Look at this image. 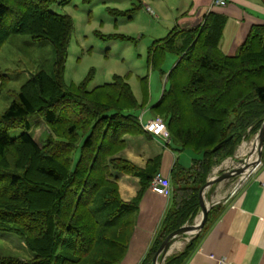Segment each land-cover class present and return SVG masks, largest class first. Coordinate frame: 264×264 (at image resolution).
<instances>
[{"label": "trees", "instance_id": "16d2710c", "mask_svg": "<svg viewBox=\"0 0 264 264\" xmlns=\"http://www.w3.org/2000/svg\"><path fill=\"white\" fill-rule=\"evenodd\" d=\"M55 1L0 0V50L11 36L28 35L50 42L55 56L52 73L34 74L12 91L13 101L0 113V232L16 234L33 256L0 257V264H121L139 204L161 168L159 156L144 168L119 156L126 135H150L134 112L149 102V80H139L141 101L118 74L89 87L91 70L79 83L67 84L72 20L49 9ZM226 22L208 12L200 25L175 26L147 49L148 67L160 72L166 54L176 56L150 110L166 123L167 146L196 157L188 167L174 162L172 202L141 264H152L165 237L193 222L212 169L256 135L264 119V23L251 26L236 51L226 54ZM6 83L0 72V96ZM34 114L49 129L43 145L31 133ZM16 129L22 132L12 136ZM117 173L139 179V192L129 202L120 196ZM220 213V205L211 206L203 229L161 264H184Z\"/></svg>", "mask_w": 264, "mask_h": 264}, {"label": "crops", "instance_id": "0c3cea01", "mask_svg": "<svg viewBox=\"0 0 264 264\" xmlns=\"http://www.w3.org/2000/svg\"><path fill=\"white\" fill-rule=\"evenodd\" d=\"M138 1L141 7H145L146 10L148 7L153 13L155 10L151 5L157 10L160 9L162 16L159 20L168 28L171 27L170 30L175 26L179 29L196 27L202 23L208 12L224 15L227 22L223 31L221 49L226 54L236 51L251 26L264 23V0H227V4L222 7L215 6L213 0ZM168 71L164 72L167 74ZM163 81L166 84V78L162 79ZM165 84L161 86L157 82L153 86L152 78L150 79L151 103L159 100ZM139 117L143 125L153 118L149 117L144 121L143 114ZM125 140L126 148L119 156L140 168H144L150 159L159 156L161 157L160 174L169 178L176 160L188 167L196 157L194 153L186 150L189 157L181 158L182 156L176 154L181 151L172 150L167 146L169 141L158 136L126 135ZM261 162V166L233 195L230 193L237 180L225 191L221 192L220 189V185H227L225 183L214 184L212 191H208L207 203L211 206L220 205L221 213L203 233L201 241L184 264H264V160L262 159ZM213 170L214 168L211 173ZM116 177L122 200L131 201L139 192V179L122 173H117ZM229 180L226 179L225 182ZM171 202L172 196L158 195L150 189L146 191L135 215V226L127 255L121 264H141ZM197 216L194 218L195 221ZM22 250H25V258L21 260H30L33 257L25 245L22 246Z\"/></svg>", "mask_w": 264, "mask_h": 264}, {"label": "rangeland", "instance_id": "374dc122", "mask_svg": "<svg viewBox=\"0 0 264 264\" xmlns=\"http://www.w3.org/2000/svg\"><path fill=\"white\" fill-rule=\"evenodd\" d=\"M151 7L155 13L141 7L138 0H68L67 2L56 0L49 9L67 14L72 20L64 70L65 82L77 84L91 70H93V77L89 87L112 81L114 74L126 76L139 101L142 98L140 78L146 76L149 82L152 78L153 86L157 82L161 86L165 84L164 81L162 82V79L166 78L164 71L173 67L176 56L166 54L161 66L164 72L162 73L148 67L147 49L153 40L165 37L171 27L168 28L160 21L162 16L160 9H155L153 5ZM54 60V50L50 42L35 41L28 35L11 36L0 50V72L6 76L7 80L0 96V113H3L13 101L12 91L18 92L34 74L41 70L52 73ZM155 103L149 101L144 108L134 112L137 115L143 114L144 121L149 117L154 119L156 117L150 107ZM30 122L34 140L39 145H43L49 134L46 123L38 114L32 115ZM21 132L20 129H16L11 132V135L17 136ZM255 137L256 135H253L243 140L234 156L214 167L209 177L220 175L242 164L252 152L251 147ZM243 144H245L244 154L240 151ZM176 154L182 156L181 158L189 157L187 151L176 152ZM237 178L238 176H234L227 182L226 180L219 182L217 185L227 184L220 185L221 192L228 189ZM195 223L196 221H193L191 224ZM190 238L189 235L177 237L175 242H180L181 245L171 251L170 255L181 251ZM23 245L26 247L16 234L0 232V257L25 258Z\"/></svg>", "mask_w": 264, "mask_h": 264}, {"label": "water", "instance_id": "95a60500", "mask_svg": "<svg viewBox=\"0 0 264 264\" xmlns=\"http://www.w3.org/2000/svg\"><path fill=\"white\" fill-rule=\"evenodd\" d=\"M256 139H257V144L256 148L253 151V154H256V159H254L252 162H250V156L246 158V160L238 165L237 167H234L231 170L225 171L221 173L220 175L213 176V177H208L207 182L200 188L199 190V206H200V212L199 215L197 216L200 217L198 223L196 224H184L178 229L172 231L170 234H168L165 239L162 241L160 244L158 250L156 251L153 259H152V264H161L165 260V258L170 255V249L172 244L175 242V239L181 235H189L191 238L198 234L204 227L207 217H208V212L211 208V205H209L206 201V195L208 191L211 189V187L214 184H217L223 180L230 179L234 176H239L242 173H244L246 170H248L251 167H255L260 161H261V156H262V151H263V144H264V119L260 125V128L258 132L256 133ZM221 144V143H220ZM217 145L215 149H217L219 146ZM256 152V153H255ZM252 153V152H251ZM196 218V220H197ZM195 221V220H194ZM190 232V233H188ZM191 238L188 240L190 241Z\"/></svg>", "mask_w": 264, "mask_h": 264}, {"label": "built area", "instance_id": "2783aa9c", "mask_svg": "<svg viewBox=\"0 0 264 264\" xmlns=\"http://www.w3.org/2000/svg\"><path fill=\"white\" fill-rule=\"evenodd\" d=\"M213 4L215 6L222 7L227 4V0H213ZM147 11L153 13V11L148 7ZM143 128L147 133L152 136L161 137L166 141H169L170 139L166 123L161 117L150 119L147 123L143 125ZM254 159H256V157ZM261 163L262 162L260 161L255 167L249 168L244 173L238 176L235 186L231 190V195H233L240 187H242V185L248 180L250 175L261 166ZM150 189L152 192L165 197H170L173 193V187L170 178L167 176H163L160 173L156 174L153 177L150 183Z\"/></svg>", "mask_w": 264, "mask_h": 264}, {"label": "bare ground", "instance_id": "6f19581e", "mask_svg": "<svg viewBox=\"0 0 264 264\" xmlns=\"http://www.w3.org/2000/svg\"><path fill=\"white\" fill-rule=\"evenodd\" d=\"M256 144H257V139H256V137H255V139H254V141H253V146L251 147V151H252V155L250 156V162H252L254 159H253V156L255 155V154H253V151H254V149L256 148ZM244 147H245V144H243L242 146H241V149H240V151L241 152H243V154H244V152H245V150H244ZM239 150V149H238ZM256 153V152H255ZM242 154V153H241ZM250 154V153H249ZM256 156V155H255ZM206 197V196H205ZM199 219H200V217H198L197 218V220H196V223H198V221H199ZM195 223V224H196ZM188 233H190V232H188ZM183 241V240H182ZM181 245V243L180 242H175V243H173L172 244V246H171V249H170V252L171 251H173V250H175V249H177V248H179V246ZM182 247V246H181Z\"/></svg>", "mask_w": 264, "mask_h": 264}]
</instances>
